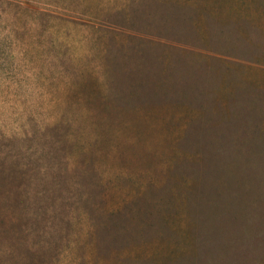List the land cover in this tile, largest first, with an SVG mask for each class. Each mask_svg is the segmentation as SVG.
Masks as SVG:
<instances>
[{
	"label": "rangeland",
	"instance_id": "374dc122",
	"mask_svg": "<svg viewBox=\"0 0 264 264\" xmlns=\"http://www.w3.org/2000/svg\"><path fill=\"white\" fill-rule=\"evenodd\" d=\"M0 264H264V0H0Z\"/></svg>",
	"mask_w": 264,
	"mask_h": 264
}]
</instances>
